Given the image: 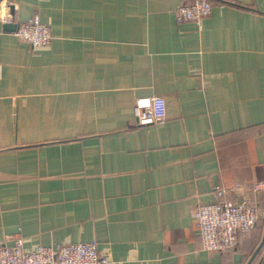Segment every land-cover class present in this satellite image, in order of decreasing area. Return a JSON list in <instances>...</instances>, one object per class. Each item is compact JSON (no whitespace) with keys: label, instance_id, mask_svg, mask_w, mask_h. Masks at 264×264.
<instances>
[{"label":"crops","instance_id":"0c3cea01","mask_svg":"<svg viewBox=\"0 0 264 264\" xmlns=\"http://www.w3.org/2000/svg\"><path fill=\"white\" fill-rule=\"evenodd\" d=\"M186 1L0 0V240L94 239L111 264L246 263L264 221L214 251L192 213L217 185L264 207V0L176 21ZM31 15L49 43L13 33ZM153 94L164 118L134 123V98Z\"/></svg>","mask_w":264,"mask_h":264},{"label":"built area","instance_id":"2783aa9c","mask_svg":"<svg viewBox=\"0 0 264 264\" xmlns=\"http://www.w3.org/2000/svg\"><path fill=\"white\" fill-rule=\"evenodd\" d=\"M210 0H190L173 8L176 21L191 20L200 23L211 10ZM2 4L0 2V8ZM6 11V8L4 9ZM9 13L0 19L9 22ZM13 33L32 46L44 45L51 41L50 25L31 15L16 22ZM133 121L145 125L164 118L166 101L160 94L135 97L132 104ZM253 190L264 188V180L252 183ZM230 188L217 185L213 192L217 199L199 203L193 209V220L197 228L201 247L205 250L224 251L232 248L240 233L251 231L264 217V210L247 197L230 199L226 197ZM9 240H11L9 242ZM108 252H99L93 240L68 242L55 249L50 245L37 244L32 249L24 246L20 233L7 235L0 240V264H111Z\"/></svg>","mask_w":264,"mask_h":264},{"label":"water","instance_id":"95a60500","mask_svg":"<svg viewBox=\"0 0 264 264\" xmlns=\"http://www.w3.org/2000/svg\"><path fill=\"white\" fill-rule=\"evenodd\" d=\"M264 242V225H263V232H262V237H261V240L259 242V244L257 245V247L255 248L254 252L250 255V257L248 258V260L246 261L245 264H249L250 261L252 260V258L254 257L256 251L261 247V245L263 244Z\"/></svg>","mask_w":264,"mask_h":264},{"label":"trees","instance_id":"16d2710c","mask_svg":"<svg viewBox=\"0 0 264 264\" xmlns=\"http://www.w3.org/2000/svg\"><path fill=\"white\" fill-rule=\"evenodd\" d=\"M259 207V205H257ZM261 208V207H260ZM262 209L264 210V207H262ZM260 221H264V217L260 219ZM228 250V249H227ZM226 251V250H224Z\"/></svg>","mask_w":264,"mask_h":264}]
</instances>
